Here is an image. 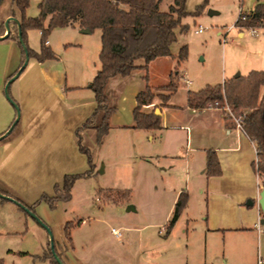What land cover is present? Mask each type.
Here are the masks:
<instances>
[{
  "label": "rangeland",
  "instance_id": "rangeland-1",
  "mask_svg": "<svg viewBox=\"0 0 264 264\" xmlns=\"http://www.w3.org/2000/svg\"><path fill=\"white\" fill-rule=\"evenodd\" d=\"M41 1L29 0L24 17L36 18ZM9 3V0H3L1 4L0 19L4 22L11 16ZM172 5L173 0H161L159 9L167 12ZM255 5L256 0H242L239 10L238 0H187L185 12L193 13L198 6H203L201 14L181 20L186 29L176 30V42L170 48L172 57L157 60L152 70L148 69L147 82L143 79L145 72L136 71L124 86L114 90L110 102L115 111L111 118L116 114L125 122L122 112L129 96L131 98L133 92L146 84L156 91L165 82L169 70L173 76L178 73L176 104L184 102L185 90L196 92L234 78L239 71L224 75V70L228 72L231 63H242V48H249L256 38L264 36V28H258L256 36L244 30V38L240 39L238 29L234 28L239 12L248 15ZM209 12L215 15L209 16ZM199 29L205 31L196 35ZM99 38L97 30L86 35L78 28H65L53 30L47 42L56 56L68 59L72 69L91 70L98 65ZM40 40L39 31H26L29 50L38 52ZM184 46L187 55L185 60L179 61L177 55ZM240 76L246 74L241 72ZM123 96L126 97L124 101ZM160 108L158 104L151 112L155 109L159 112ZM111 118L112 130L94 162V172L89 179H82L73 187L69 203H58L55 210L43 204L36 209L35 218L13 203H3L0 207L2 263L49 264L43 259L49 243L48 232L63 257L72 246L75 256L87 259L89 263L224 264L227 261L237 264L252 263V258L256 263L257 249L246 234L209 231L212 225L224 221L209 208L205 184L186 183V174L192 176L194 173L186 168L184 156L178 152L183 142L181 135L172 132L159 139L156 136L150 142L146 131L126 133L114 128L117 122H112ZM176 119L173 113L167 124L174 126ZM196 164H200L199 160L189 161L192 167L196 168ZM255 175L260 183L261 178ZM186 187L190 189V201L167 232L174 196L180 189L186 191ZM128 206H133L135 212H126ZM67 222L76 225L71 230L70 246L65 244L62 229ZM111 229L119 230L122 238L115 239Z\"/></svg>",
  "mask_w": 264,
  "mask_h": 264
},
{
  "label": "crops",
  "instance_id": "crops-1",
  "mask_svg": "<svg viewBox=\"0 0 264 264\" xmlns=\"http://www.w3.org/2000/svg\"><path fill=\"white\" fill-rule=\"evenodd\" d=\"M8 18L11 16L6 19ZM238 36L243 39V32H239ZM47 46L50 48L48 42ZM242 49V63H231L228 72L224 70V75H233L235 71H239V76L241 72L247 75L251 71H264V36L256 38L249 48ZM54 55V60L41 63L29 59L8 89L10 100L19 111V124L14 138L0 144V184L28 204L35 203L43 194L52 195L54 186H62L65 176L81 175L89 170L87 158L80 153L77 146L75 133L96 108L93 92L88 86L99 70V63L91 70H76L71 68L68 59ZM162 59L166 58L157 60ZM157 60L149 64L150 71ZM20 64L21 54L17 43L12 40L0 41V137L16 119L15 107L5 97V85ZM170 75L169 70L161 86L168 84ZM128 79L129 77L112 81L107 87V96L112 99L114 90L124 86ZM145 86L138 92H133L131 98L129 96L122 112L125 122L116 114L111 118L112 122H117L114 128L118 127L117 129L130 134L141 132L132 129V118L135 97ZM153 92L155 96L158 94L155 90ZM187 92L185 90L183 103L174 102L177 91L170 97L167 106H161L159 115L162 129L146 131L147 138L153 142L156 136L159 139L172 132L181 135L183 142L178 152L184 156L186 168L194 173L192 176L187 173L185 181L194 182L196 185L205 184L209 208L216 217L224 221L209 226V231L246 234L257 249V258H264V232L259 234L255 229L261 215L256 201L262 189L251 167L256 157L255 145L237 128L232 119L225 118L221 110L188 109ZM124 100L125 96L122 97V101ZM158 104L160 101L155 97L153 104L144 107L142 111L150 113ZM173 113L177 116L174 126L167 124ZM103 145L94 148L93 165ZM207 150H213L217 156L221 169L219 177L205 176ZM190 160H199L200 164H196V168L192 167L189 165ZM180 192L181 189L176 192L173 205ZM186 192L190 201L188 187ZM248 201L253 202L252 207L246 205ZM41 205L43 203L35 211ZM3 206L0 203V207ZM260 224L263 229L264 221ZM63 259L64 264H104L89 263L87 259L76 257L74 248L65 253ZM224 264H228L227 261ZM237 264L256 263L252 258V263Z\"/></svg>",
  "mask_w": 264,
  "mask_h": 264
},
{
  "label": "trees",
  "instance_id": "trees-1",
  "mask_svg": "<svg viewBox=\"0 0 264 264\" xmlns=\"http://www.w3.org/2000/svg\"><path fill=\"white\" fill-rule=\"evenodd\" d=\"M2 1L0 0V8ZM9 1L11 17L19 22L21 43L18 40V27L14 23L10 24V33L6 40L17 43L21 54V64L7 82L22 67L25 59L24 49L29 59L39 63L55 59L54 53L46 45L47 37L53 30L78 28L88 30L90 33L97 30L100 33L99 70L88 86L93 92L96 108L75 133L77 146L80 153L86 156L89 170L81 175L65 176L62 186H54L52 195L43 194L33 204L24 202L0 184L1 196L11 199L13 204L26 215L29 213L35 215V208L42 203L50 210H55L58 203L70 202L74 184L78 180L89 179L92 176L95 168L94 148L105 142L110 130V118L115 111L106 94L109 82L126 79L136 71L145 72L143 79L147 82L149 64L159 58L172 57L170 48L176 42V30L179 29L182 32L186 29L181 25V20L187 16L200 15L203 6H198L193 13H186L184 5L187 0H173V5L167 12L160 11L161 0H42L38 5V16L27 19L24 14L29 6V0ZM242 17L244 20L239 16L234 24V28L239 32L264 28V0H256L254 10L248 15L243 14ZM27 30L39 31L41 40L38 52L31 51L27 47ZM4 35V21L0 19V37ZM186 55L187 48L184 46L179 50L177 58L183 61ZM177 77L178 73L174 76L171 73L168 84L156 89L158 92L156 96L153 88L147 84L144 90L136 95L132 129L140 131L162 129L160 115H155L154 111L144 113L142 110L144 107L151 106L155 97L159 99L160 106H167L170 97L179 88ZM263 87L264 71H251L246 76L226 80L222 85L205 86L196 92L188 91L186 95V105L190 110L203 111L212 108L223 111L225 107H228L236 119L241 118V131L255 145L256 157L251 167L261 178L262 189L264 188V92H261ZM223 115L227 118L225 112ZM18 124L19 121L11 133L0 141V144L14 138ZM205 156V176L219 177L221 169L215 152L207 150ZM4 202L9 201L0 198V203ZM187 203L188 194L186 191H181L174 203L167 232L174 227ZM75 226L71 222L63 225L66 246L72 243L71 230ZM71 249L72 246L69 250ZM54 252L64 264L62 254L56 250L55 246ZM43 259L48 260L49 264H57L49 243ZM0 264H3L1 260Z\"/></svg>",
  "mask_w": 264,
  "mask_h": 264
},
{
  "label": "water",
  "instance_id": "water-1",
  "mask_svg": "<svg viewBox=\"0 0 264 264\" xmlns=\"http://www.w3.org/2000/svg\"><path fill=\"white\" fill-rule=\"evenodd\" d=\"M212 15H215V13H213V12H209V16H212ZM11 23H14V24L17 25V27H18V40H19V42L21 43V31H20V27H19V22H18L17 20L13 19V18H8V19H6V21L4 22L5 35H4L3 37H0V41L6 40L7 36H8L9 33H10V24H11ZM80 33H81V34H86V35L90 34V32H89L88 30H81ZM24 53H25V59H24V63H23V65H22V67L20 68L19 72L16 73V74H15V75H14V76H13V77H12L7 83H6V85H5V97H6L7 101H8L11 105H13V106H14V104H13L12 101L10 100V97H9V94H8V89H9L10 84H11V83H12V82H13V81L19 76V74L23 71V69L25 68V66H26V64H27V62H28V60H29V58H28V56H27V53H26V50H25V49H24ZM238 77H239L238 74L234 76V78H238ZM14 107H15V106H14ZM15 110H16V119H15V121L13 122V124L11 125V127L8 129V131H7L4 135H2V136L0 137V141H1L3 138H5L7 135H9V134L11 133V131L13 130L15 124H16L17 121L19 120V111H18V108L15 107ZM155 114H156V115H159V112H158V111H155ZM0 198H4V199H6L7 201H9L10 203H13L12 200L9 199V198H5V197H3V196H1V195H0ZM246 205L252 207V206H253V202L248 201V202L246 203ZM256 205H257L259 211H260L262 214H264V188L261 189V191H260L259 194H258L257 201H256ZM26 212H27V210H26ZM126 212H135V208H134L133 206H128V207L126 208ZM29 215H31V217L35 218V215H33V214H31V213H29ZM48 235H49V244H50V249H51L52 255H53V257H54V259H55V261H56L57 264H62L61 261L59 260V258L57 257V255H56L55 252H54V244H53V239H52V237H51V235H50V232H48Z\"/></svg>",
  "mask_w": 264,
  "mask_h": 264
},
{
  "label": "built area",
  "instance_id": "built-area-1",
  "mask_svg": "<svg viewBox=\"0 0 264 264\" xmlns=\"http://www.w3.org/2000/svg\"><path fill=\"white\" fill-rule=\"evenodd\" d=\"M238 4H239V10H241L242 8V0H238ZM241 16V19L244 20V18L242 17L243 16V13L242 12H239L238 14V17ZM237 17V18H238ZM205 30H202V29H199L195 32L196 35H200V34H203ZM248 32H250L251 35H254L256 36L257 35V30L255 29H252V30H249ZM47 45V43H46ZM209 109H212V108H209ZM223 111L225 112V115L227 118H230V119H233V121L235 122L237 128L239 130H241V124H242V121H241V118H234L233 115H232V112L231 110L228 108V107H225L223 109ZM261 213V212H260ZM261 221H264V214L261 213L260 217H259V221L255 227L256 231L261 234L264 232V230H262V226L260 224ZM111 235L113 237H115V239L117 240H120L122 238V233L119 231V230H116V229H111ZM256 264H264V258L262 257H258L257 258V262Z\"/></svg>",
  "mask_w": 264,
  "mask_h": 264
}]
</instances>
